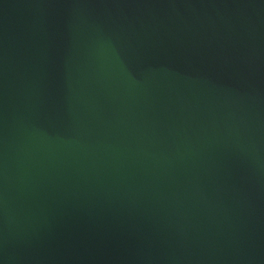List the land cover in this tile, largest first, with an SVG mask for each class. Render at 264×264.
Listing matches in <instances>:
<instances>
[{
    "label": "water",
    "instance_id": "obj_1",
    "mask_svg": "<svg viewBox=\"0 0 264 264\" xmlns=\"http://www.w3.org/2000/svg\"><path fill=\"white\" fill-rule=\"evenodd\" d=\"M0 264H264V0H0Z\"/></svg>",
    "mask_w": 264,
    "mask_h": 264
}]
</instances>
